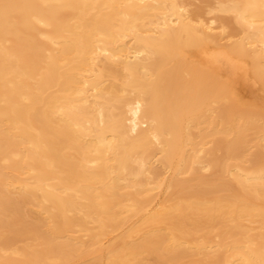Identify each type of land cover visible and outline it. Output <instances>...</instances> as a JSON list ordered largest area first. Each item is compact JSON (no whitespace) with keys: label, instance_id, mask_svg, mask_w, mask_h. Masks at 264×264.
Returning a JSON list of instances; mask_svg holds the SVG:
<instances>
[{"label":"bare ground","instance_id":"obj_1","mask_svg":"<svg viewBox=\"0 0 264 264\" xmlns=\"http://www.w3.org/2000/svg\"><path fill=\"white\" fill-rule=\"evenodd\" d=\"M264 264V0H0V264Z\"/></svg>","mask_w":264,"mask_h":264},{"label":"rangeland","instance_id":"obj_2","mask_svg":"<svg viewBox=\"0 0 264 264\" xmlns=\"http://www.w3.org/2000/svg\"><path fill=\"white\" fill-rule=\"evenodd\" d=\"M148 264H154V263H151V262H150V263H148Z\"/></svg>","mask_w":264,"mask_h":264}]
</instances>
